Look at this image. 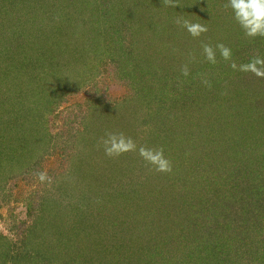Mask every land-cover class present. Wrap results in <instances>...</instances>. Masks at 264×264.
Segmentation results:
<instances>
[{
    "label": "rangeland",
    "instance_id": "obj_1",
    "mask_svg": "<svg viewBox=\"0 0 264 264\" xmlns=\"http://www.w3.org/2000/svg\"><path fill=\"white\" fill-rule=\"evenodd\" d=\"M184 20L208 31L193 38ZM219 43L238 65L264 57V38L243 34L228 0H0V264H183L188 253L205 264H260L264 206L241 195L264 186V146L253 150L249 135L252 126L264 133V78L233 70ZM181 124L197 129L178 138ZM107 132L163 148L179 161L176 175L138 152L124 155L127 164L108 157ZM182 139L198 150L180 151ZM184 174L202 193L220 186L219 212L240 217L242 253L218 263L201 247L215 240L201 231L206 219L178 233L164 215L159 190Z\"/></svg>",
    "mask_w": 264,
    "mask_h": 264
},
{
    "label": "trees",
    "instance_id": "obj_2",
    "mask_svg": "<svg viewBox=\"0 0 264 264\" xmlns=\"http://www.w3.org/2000/svg\"><path fill=\"white\" fill-rule=\"evenodd\" d=\"M136 48L137 47L135 45V48L133 47V49L135 50ZM129 51H128V53H129ZM128 53L126 55H128ZM234 108L235 107H233L232 110ZM2 111H4V110H2ZM124 120H126V118ZM253 122L254 121L252 120V124H253ZM248 124H250V123H248ZM120 125H123L122 130H126L127 126L125 125V122H124V124L121 122ZM181 125L178 127V131H177L178 138H180L181 135L182 136H184V135L187 136L189 134L191 135V133H193L197 129V128L195 129L194 126H192L190 128L191 124H190V126H189V124L187 126H185V125L181 126ZM250 128L252 130L250 131L249 135L251 136V141H252L251 146H252L253 150H257V149H261V148L263 149L262 146H264L263 145L264 144V133H262L263 136L261 134H259L261 129L258 130L257 126H256V128L253 126ZM227 129H229V128H227ZM179 134H180V136H179ZM197 135H200V132L197 133ZM170 138H171V136H170ZM182 140L181 141L177 140V143H179V150L180 151H181V148L182 147L184 148L185 145L189 146V149H191L193 151L198 150V148L195 145H193L192 143H190L188 140H183V141ZM173 141L175 142V140H172V142ZM167 142H169V143H167V145L171 144V140H169ZM78 148L82 149L83 147L78 146ZM258 151H260V150H258ZM117 158H118V160H121L122 162L127 164V162L124 158V155L117 157ZM186 160H187V158H186ZM199 160H200V158H199ZM178 162H173L172 166L175 168L176 166L179 165ZM185 163L186 162H184V164ZM257 164L258 165L263 164L262 167H264V160L257 163ZM248 165L249 164H246V169H247ZM187 166H191V165H187ZM205 169H206V167H205ZM247 170H245V171H247ZM262 170H264V168H262ZM184 171L185 170H183V172ZM172 172H174V169H172ZM238 172L239 171H236L234 174L232 173L226 178L228 180L227 185H229V187H230L229 182L231 181L230 179H232L233 175H235ZM175 175H176V173H175ZM207 177H208V175L203 173V172H202V175L199 176V178H202L205 180L207 179ZM170 179L177 181V178L174 177V175H172V178H170ZM189 180L187 179V177L184 174V177L178 178V186H174V188L177 187V189L173 188L174 183L171 182L167 186L164 185V187L166 189L161 188V190H159V192H160L159 195L162 196L161 197L162 200H163V196H164L165 204H167V208L164 209V211H163L164 215H166L167 211L169 210L170 211L169 216H172V220L174 221V223H175L174 216L176 217V220H177L176 229H178V233L179 232L182 233L185 231L187 233L189 231L188 229H189L191 222H194V224H195V222L198 221L199 219H201V222H203V219L204 220L206 219L207 222H206V224L202 225L201 231L203 232V231L207 230L206 234H208L209 237H206V238H208L210 240V237H211V238H214L215 240L211 243V247L209 246L210 243L202 244L201 247L205 251H207L208 248H211L210 254H211L212 258L215 261H217L218 263L222 261V259H221L222 254H226V253L232 254V252L242 253V250H243L242 240H244V238L239 233V231L236 230L237 226H235L236 225L235 222L238 223L240 221V217L236 214L237 211L235 212V209H232L227 214L225 213L224 210H222L223 214H221L219 212V210L224 207V206H220V203L218 201L216 203V197L219 196L218 187H220V186L217 185L212 190H209L208 191L209 193H207V192L202 193V192H200L199 186L196 183L190 182ZM181 182H183V184H181ZM226 183H227V181H226ZM257 183H259V182H257ZM251 186H253V187H251ZM249 187L247 185L245 187H243V188H247L246 189L247 195L242 194L241 197L242 196L247 197L249 195L250 199L252 200V203H254L256 205L259 204L260 206L263 207L264 206V194L262 191L264 190L263 189L264 186H262V184L259 183L257 185V187L254 185H250ZM201 189H202L201 191H206L207 185ZM229 192H231L230 188H227L224 193L228 194ZM217 200H219V199H217ZM166 201H168V203ZM176 204H178V207ZM188 204H191L190 208L187 207ZM196 204L198 205L197 208H200L201 205H203V206L201 209L196 208V210H193L194 207L196 206ZM201 211H203V212H201ZM259 212L264 213V209L263 210L260 209ZM243 214H245V212H243ZM194 227H195V225H194ZM246 230L248 233H252L254 235L257 234V233H255L256 231H252L251 229H246ZM188 235H191V234L188 233ZM247 238L252 239V236L250 235V237L248 236ZM197 240H199V238ZM201 247H199V249H201ZM259 249H261V248H259ZM253 255L256 256L255 260L258 263L264 264V253H262V251L259 252V251L255 250L253 252ZM187 257H188V259L192 258L194 261L188 260ZM187 257L183 255V258L187 259L186 261L184 259V261L182 262L183 264H205L204 259L202 257H200V255L195 256V255H192L191 253H188ZM194 257H198L199 259L196 260V258H194Z\"/></svg>",
    "mask_w": 264,
    "mask_h": 264
},
{
    "label": "clouds",
    "instance_id": "obj_3",
    "mask_svg": "<svg viewBox=\"0 0 264 264\" xmlns=\"http://www.w3.org/2000/svg\"><path fill=\"white\" fill-rule=\"evenodd\" d=\"M228 7L231 9L232 19L239 26L243 34L251 39L264 38V0H228ZM183 27L193 37L198 38L208 31L205 24L183 21ZM220 56L226 61H232L230 67L244 73H251L256 77L264 78V57L255 55L248 62L237 64L232 60V49L219 43L216 45ZM205 58L209 63H216V52L211 45L203 46ZM183 74L187 76L188 69L184 68ZM105 155L108 157H120L130 152H138L139 156L157 172L170 173L172 163L165 156L163 148L149 149L138 146L136 141L125 135L123 132H107L101 138ZM39 179L44 181L50 179L47 174L41 172Z\"/></svg>",
    "mask_w": 264,
    "mask_h": 264
}]
</instances>
